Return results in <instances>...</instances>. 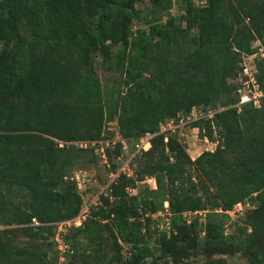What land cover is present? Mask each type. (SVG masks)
Segmentation results:
<instances>
[{"label":"trees","instance_id":"16d2710c","mask_svg":"<svg viewBox=\"0 0 264 264\" xmlns=\"http://www.w3.org/2000/svg\"><path fill=\"white\" fill-rule=\"evenodd\" d=\"M138 2L0 0V215L8 217L5 225L36 222L52 236L55 223L78 215L84 200L69 172L101 162L95 149L100 141L113 140L105 122L116 120L125 142L154 134L150 149L134 155L133 176L115 178L101 196L103 204L91 207L83 225L68 234L69 264H102L91 242L88 252L80 251L84 237L110 244L109 264H182L185 243L196 241L190 234L197 229L206 258L234 254L224 226L238 224L252 209L232 221L227 212L238 203L258 205L260 222L252 220L251 230L260 234L264 228V97L259 107H235L239 64L253 52L252 42L264 46V0L235 5L178 0L183 13L178 18L169 14L172 0H150L146 27L134 29ZM97 55L105 70L124 77L114 94L106 93L97 76ZM255 70L264 93V59L255 61ZM192 109L204 117L190 126L214 145L194 160L176 128L160 131L166 123L186 121ZM121 149L120 142L105 147L108 165L113 150ZM146 179L156 188L130 195L128 190ZM165 202L170 238L154 258L140 218ZM188 213L189 218L183 216ZM103 219L110 221L101 225ZM101 226L107 235H100ZM259 237L247 253L250 264H264V234ZM118 241L131 245L125 260ZM54 254L53 262L45 255L38 261L55 264V249ZM32 255L13 247L0 231V263L35 264Z\"/></svg>","mask_w":264,"mask_h":264},{"label":"rangeland","instance_id":"374dc122","mask_svg":"<svg viewBox=\"0 0 264 264\" xmlns=\"http://www.w3.org/2000/svg\"><path fill=\"white\" fill-rule=\"evenodd\" d=\"M177 1L178 0H172V5L169 10V14L175 18H178L183 14ZM236 1L237 0H231V3L235 5ZM195 4L201 5V3L199 2H195ZM136 9L138 11L139 18L137 20H134L133 27L134 29H136L137 27L145 28L148 18L151 17L152 13L150 0H139V2L136 4ZM165 19L166 17H162V20ZM22 34L25 38L28 39V34L24 29ZM115 49L116 47H113V50ZM101 60L102 59L100 55L94 57L93 64L95 71L104 88H106V93L109 95L114 94L117 89L121 88L124 77L118 72L105 70L101 64ZM192 122L193 121L186 122L185 120H181V122H179L178 124L173 123L172 126L173 128L176 127L178 139L186 147V151L189 157L194 160L202 152L213 150L214 146H212L209 142H204L203 139H200L198 137L197 132L192 131V127L190 126V123ZM104 127L105 130L111 131L113 133V140H116L117 138L121 139L119 134L117 133L116 120L105 122ZM135 154L136 152L133 141H126V150L121 149L119 153L113 150L111 163L108 166L104 165L100 161H96L95 163H91L85 165L84 167H80L78 169L70 171V177H73V174L80 171L86 174L85 176H81V187L77 188L78 193L84 200V204L91 202L93 199H95L94 202H97L96 206H100L101 204H103L101 196H106V186L109 183H112V179H115L120 174H123L122 169L126 171V175L130 177L133 176V173L136 169V164L134 161ZM145 187H148L149 189L156 188L155 183L152 179H146V181L139 184L138 188L133 189L130 192V195H135L138 190H144ZM96 206L92 205L91 207L95 208ZM92 208L89 209V214ZM163 209L164 208L155 212L144 211L143 215L140 218V221H144L143 234L145 242L152 250L154 258H157L160 255L162 242L168 241L170 238L168 229L166 228L167 226H165L167 217L165 215H158V213L163 211ZM207 209H210V206L208 204ZM258 212L259 206L255 205L254 208L247 211L246 216L239 220L238 224L229 226L227 223H225L227 225L224 226V232L227 235H231L232 241L235 244L236 250L234 254H230L228 256L216 255L211 257L210 259L206 258L201 252L202 247H199L198 245L199 238L203 236V233H199V229H197L195 232L191 231L192 233L190 234L192 239L195 238V234L197 235L196 241L185 243V247H187L186 254L182 255V257L180 258L181 263L204 264L208 261H212L213 264H250L247 259V253L250 251L253 245L257 243L258 239L260 238L259 235L264 234V228L261 230L260 234L258 232L253 233L251 230L252 220H254L255 224H258L260 222V220L257 219ZM7 220L8 217L6 216V214L0 215V231H4L5 236L13 247L25 250L28 253H32L35 264H45L38 261V259L42 258L43 255L46 256V262H53L55 254L51 242L52 236H50L48 232L39 230V225L36 222H31L28 225H5L3 221ZM109 221V219H103L100 223L101 225H104V223H109ZM98 230L100 235H107L106 228H104L103 226L99 227ZM70 234L74 235L75 232H71ZM80 242L83 247V250L80 251L88 252V243L91 242V249L92 251L97 253L98 258H100L101 260V263L109 264V260L113 254L110 244L99 245L98 240L93 239L90 241L86 237L81 239ZM118 243L121 247V256L125 260L130 255L131 245L124 244L120 241H118ZM147 262L151 263V258H147ZM71 263L82 264L81 261L77 262L76 260L71 261Z\"/></svg>","mask_w":264,"mask_h":264},{"label":"built area","instance_id":"2783aa9c","mask_svg":"<svg viewBox=\"0 0 264 264\" xmlns=\"http://www.w3.org/2000/svg\"><path fill=\"white\" fill-rule=\"evenodd\" d=\"M251 49L253 52L248 56H243L242 61L239 64V71L237 74L238 77V88L236 90L238 95V102L235 104V107L240 110V108L244 105H252L253 107H259L260 105V99L264 97V93L261 91L260 86L257 82V79L255 77V61L264 59V46L260 43V41L256 40L252 42ZM212 112H209L207 114V117L212 116ZM204 117V114H202L200 111L196 109H192L189 116L186 117V122L188 121H195L200 118ZM173 123L169 122L164 125L160 126V131H165L166 129L174 130L176 127L173 128ZM198 133V130H197ZM154 134L146 133L142 137H140L135 143V152H146L148 149H150L151 144L150 141L153 138ZM204 142H208L206 138L203 139ZM115 142H120L122 145V149L126 150V142L123 139L117 138L116 140H106L105 142L100 141L99 147L95 149V152L99 155L101 158V162L108 166V161L105 154V147H108L110 145H114ZM80 147H86L85 142L77 143ZM214 146L213 144H211ZM60 146H62V143H60ZM123 170V174H126L125 170ZM86 174L84 172H78L73 175V177L70 178V181H74L76 183L77 188H80L82 177ZM114 179L111 180L113 182ZM110 184V183H109ZM109 184L106 186V190L108 189ZM132 190H128L130 193ZM95 199H93L91 202L87 204H83L82 208L80 209L78 215L72 219L61 221L54 224V230L52 235V242L54 244V249L56 252V262L55 264H69V255L73 253L72 248L70 247V244L68 243L67 236L70 233V231L74 228H79L83 225L84 221L89 216V209L91 206H96L97 202H94ZM253 208V206L249 205L247 202L245 203H238L236 204L233 209L227 214L230 216L232 221H236L239 219L240 216L243 215L244 211L246 209ZM158 215H165L166 223L165 226L169 230V217L170 214L168 212V205L165 202L164 203V209L163 211L159 212ZM201 215V213H199ZM184 217L189 218L190 213L184 214ZM189 221V220H188Z\"/></svg>","mask_w":264,"mask_h":264},{"label":"crops","instance_id":"0c3cea01","mask_svg":"<svg viewBox=\"0 0 264 264\" xmlns=\"http://www.w3.org/2000/svg\"><path fill=\"white\" fill-rule=\"evenodd\" d=\"M192 131L193 132H197V129L194 127V128H192Z\"/></svg>","mask_w":264,"mask_h":264}]
</instances>
